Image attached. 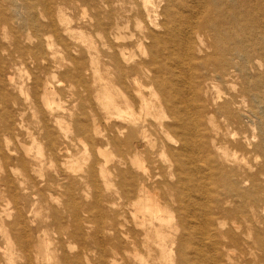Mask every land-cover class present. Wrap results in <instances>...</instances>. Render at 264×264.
Wrapping results in <instances>:
<instances>
[{"label": "bare ground", "instance_id": "obj_1", "mask_svg": "<svg viewBox=\"0 0 264 264\" xmlns=\"http://www.w3.org/2000/svg\"><path fill=\"white\" fill-rule=\"evenodd\" d=\"M0 264H264V0H0Z\"/></svg>", "mask_w": 264, "mask_h": 264}]
</instances>
